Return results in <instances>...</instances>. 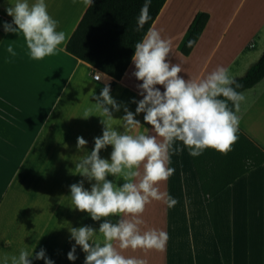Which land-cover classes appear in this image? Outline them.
I'll list each match as a JSON object with an SVG mask.
<instances>
[{"label": "crops", "instance_id": "crops-1", "mask_svg": "<svg viewBox=\"0 0 264 264\" xmlns=\"http://www.w3.org/2000/svg\"><path fill=\"white\" fill-rule=\"evenodd\" d=\"M92 1L0 0V186L44 146L126 154L141 192L94 196V264L109 243L110 264H264V163L204 200L176 117L190 93L209 97L262 55L264 0H165L118 80L67 52ZM198 11L208 20L183 56L177 45ZM233 123L264 152V77L237 95ZM8 198L18 199L0 192V203ZM35 213L0 220L21 226L0 243V264H58L53 234L33 241ZM63 248L61 264L80 260Z\"/></svg>", "mask_w": 264, "mask_h": 264}, {"label": "trees", "instance_id": "trees-1", "mask_svg": "<svg viewBox=\"0 0 264 264\" xmlns=\"http://www.w3.org/2000/svg\"><path fill=\"white\" fill-rule=\"evenodd\" d=\"M164 2L93 0L67 52L113 80L120 79ZM207 20V13H195L177 45L180 54L190 53ZM43 33L55 41L62 39L47 29ZM263 77L264 51L244 75L209 97L190 93L176 114L204 200L264 163V152L233 123L237 95Z\"/></svg>", "mask_w": 264, "mask_h": 264}, {"label": "rangeland", "instance_id": "rangeland-1", "mask_svg": "<svg viewBox=\"0 0 264 264\" xmlns=\"http://www.w3.org/2000/svg\"><path fill=\"white\" fill-rule=\"evenodd\" d=\"M117 157L107 154L62 153L58 148L55 154H48L46 146L37 152L28 153L23 157L18 169L5 173L7 184L0 186V192L17 195L18 199L8 198L0 203V209L4 211L1 222L8 219L11 222L17 216L22 217L24 222H30L35 220L33 217L35 212H38V219L42 223L31 229L32 237L38 236L33 241L40 242L45 236L53 234L56 263L61 264L65 251L63 247L69 245L72 261L74 258L77 261L80 254L81 258L76 264H94L98 242L92 218H95L92 208L95 204L94 196L141 192V186L133 185V174L128 175L127 155L119 154ZM74 195L77 196L75 199ZM21 197L23 198L20 200ZM32 212L35 214L32 215ZM84 219L87 220L85 227ZM50 220H60L62 225L55 224L50 227V232L48 226H41ZM68 220L70 225L66 227ZM6 226L0 228V243L6 242V235L8 237L21 232V226ZM108 246L104 264H110V243Z\"/></svg>", "mask_w": 264, "mask_h": 264}, {"label": "built area", "instance_id": "built-area-1", "mask_svg": "<svg viewBox=\"0 0 264 264\" xmlns=\"http://www.w3.org/2000/svg\"><path fill=\"white\" fill-rule=\"evenodd\" d=\"M101 73L99 71H94L92 73V78L96 81L100 80Z\"/></svg>", "mask_w": 264, "mask_h": 264}]
</instances>
